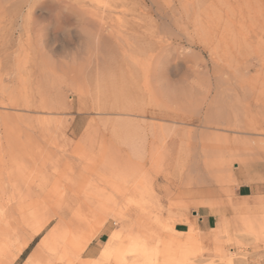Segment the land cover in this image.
Masks as SVG:
<instances>
[{
	"label": "rangeland",
	"instance_id": "rangeland-1",
	"mask_svg": "<svg viewBox=\"0 0 264 264\" xmlns=\"http://www.w3.org/2000/svg\"><path fill=\"white\" fill-rule=\"evenodd\" d=\"M96 1L0 0V264H264V0Z\"/></svg>",
	"mask_w": 264,
	"mask_h": 264
},
{
	"label": "bare ground",
	"instance_id": "bare-ground-1",
	"mask_svg": "<svg viewBox=\"0 0 264 264\" xmlns=\"http://www.w3.org/2000/svg\"><path fill=\"white\" fill-rule=\"evenodd\" d=\"M94 1V0H93ZM171 1V0H170ZM97 1L95 0V3H96ZM168 2V1H167ZM182 2V1H181ZM90 3V2H89ZM98 3V2H97ZM169 3V2H168ZM178 3V2H177ZM199 3V2H198ZM207 3V2H206ZM205 3V4H206ZM94 4V3H93ZM100 4V3H99ZM173 4V3H172ZM172 4H171V6H172ZM170 5V4H169ZM179 5V4H178ZM204 5V4H203ZM202 5V6H203ZM95 6V5H94ZM158 6H160V5H158ZM189 6V5H188ZM168 8V7H167ZM172 9V8H171ZM204 10H206V9H204ZM173 11V10H172ZM199 12V11H198ZM203 12V11H202ZM174 13V12H173ZM171 14V13H170ZM198 14V13H197ZM97 16V15H96ZM95 17V16H94ZM188 18V17H187ZM97 19V18H96ZM95 20V19H94ZM99 20V19H98ZM99 22V21H98ZM177 22V21H176ZM235 122V121H234ZM244 123V122H243ZM250 123V122H249ZM250 125V124H249ZM252 125V124H251ZM232 127H234L235 129L236 128H239V129H241V128H243L242 127V125H241V121L239 120V121H236L233 125H231V128ZM254 127V126H253ZM230 128V129H231ZM249 128V127H248ZM255 129V128H254ZM238 130V129H237ZM246 130V129H245ZM244 130V131H245ZM234 131H236V130H234ZM249 131V130H248ZM253 131V130H252ZM236 133V132H235ZM242 133V132H241ZM237 134H239V133H237ZM241 135V134H240ZM246 135V134H245ZM248 135V134H247ZM246 135V136H247ZM255 135H257V134H255ZM249 136V135H248ZM251 136H253V135H251ZM244 144L245 145H251V141H247V142H244ZM261 145H260V149L264 152V143H260ZM245 149V148H244ZM248 150L250 151L251 150V148L250 149H245V151H247L248 152ZM251 151H254L253 149L251 150ZM256 155H258V154H256ZM254 166H255V164H250L248 167H250V169H249V172H251L252 173V170H253V168H254ZM252 180H255V177L253 176V177H250V182L252 181ZM225 190H226V188H225ZM227 191V190H226ZM227 193V192H226ZM61 194V193H60ZM227 195H228V193H227ZM228 197V196H227ZM229 197H231V196H229ZM232 198V197H231ZM230 198V199H231ZM249 198V197H248ZM254 199H255V206H253V207H251V206H248V204L247 205H236V203L235 204H229V210L231 211V213L233 214V218L231 219V226H232V228H233V232L234 233H242L243 235H246L247 237H250L251 239H253L255 242H260V243H264V200H261L259 197H253ZM236 199V198H235ZM252 199V198H251ZM253 199V200H254ZM234 200V199H233ZM235 201H237V200H235ZM51 202V201H50ZM238 203H239V201H238ZM58 214V213H57ZM61 215L59 214V216L58 217H60ZM214 216H216L217 217V222L214 224L215 226L212 228V232H214V235H216V234H219L220 236H221V234L220 233H225L226 234V231H227V223H226V221H225V217L223 216V215H214ZM84 219H85V217H84ZM62 224V221H59V223H57V227H56V229L55 230H53V231H51V233L47 236V238H45V243H47V245H50V244H52V243H54V242H57V241H59L60 242V240H58L59 239V235H58V232H59V230H60V225ZM90 226V225H89ZM229 228V227H228ZM76 231V230H75ZM78 231V230H77ZM230 231V230H229ZM69 232V231H68ZM67 232V233H68ZM70 233V232H69ZM60 234H61V232H60ZM65 233L63 232L62 233V235H64ZM66 235V237H67V235L68 234H65ZM64 235V236H65ZM73 235V234H72ZM87 235V234H86ZM214 235H213V237H214ZM233 236V235H232ZM46 237V236H45ZM73 237V236H72ZM77 237V236H76ZM216 237V236H215ZM214 237V238H215ZM217 237H218V235H217ZM63 238V237H62ZM2 239V238H1ZM65 239V238H64ZM66 240V239H65ZM65 240H64V242H65ZM84 240V239H83ZM86 242H87V240H86ZM1 244V243H0ZM55 244V243H54ZM82 244H84V245H86L84 242L82 243ZM130 244V243H129ZM128 244V245H129ZM143 244V243H142ZM71 245V244H70ZM136 243L134 242L133 244H131V247H129V248H127V249H129V252H132V253H135V252H138L137 251V249H136ZM2 246V245H1ZM143 246V245H142ZM6 247V246H5ZM139 247V246H138ZM141 247V246H140ZM139 247V248H140ZM56 249V248H55ZM119 250H121V249H119ZM118 250V251H119ZM123 250V249H122ZM118 251L116 252V253H118ZM140 251V250H139ZM201 251V250H200ZM1 252V251H0ZM4 252V251H3ZM120 252V251H119ZM125 252H128V251H126L125 250ZM121 253V252H120ZM131 253V254H132ZM147 253V252H146ZM155 253V252H154ZM200 252H198V254H199ZM101 254H102V260H106L107 258H109L110 257V255H111V253H110V251L109 250H102L101 251ZM124 254V253H123ZM122 253L121 254H119V255H123ZM142 254H144V252H143V249H141V252H139V254L138 255H142ZM153 254V253H152ZM157 254V253H156ZM135 255V254H134ZM137 255V256H138ZM145 256H147V255H145ZM149 256V255H148ZM147 256V257H148ZM193 256H195V255H193ZM193 256H190V257H193ZM201 256H203V254L202 253H200L199 254V257H201ZM121 257V256H120ZM140 257V256H139ZM146 257V258H147ZM198 257V258H199ZM122 258V257H121ZM141 258V257H140ZM139 258V259H140ZM145 258V257H144ZM150 259V258H149ZM152 259V258H151ZM157 259V258H156ZM193 259H194V257H193ZM202 259V258H201ZM137 260V259H136ZM125 261V260H124ZM133 262V261H132ZM190 264V263H189Z\"/></svg>",
	"mask_w": 264,
	"mask_h": 264
},
{
	"label": "crops",
	"instance_id": "crops-1",
	"mask_svg": "<svg viewBox=\"0 0 264 264\" xmlns=\"http://www.w3.org/2000/svg\"><path fill=\"white\" fill-rule=\"evenodd\" d=\"M243 175L240 174V171L237 172V179L239 181V184L236 185L234 188L235 194L238 198H248V197H256L254 195V189L257 188V186L253 183H247L244 180ZM199 221L198 226L199 230L202 233H208L215 225V217L213 214L210 213L207 209H203L201 212H199ZM178 232H185V230H176ZM94 250V249H93Z\"/></svg>",
	"mask_w": 264,
	"mask_h": 264
}]
</instances>
